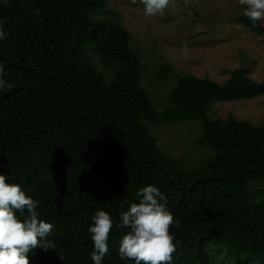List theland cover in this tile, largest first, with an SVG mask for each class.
<instances>
[{"label": "trees", "instance_id": "obj_1", "mask_svg": "<svg viewBox=\"0 0 264 264\" xmlns=\"http://www.w3.org/2000/svg\"><path fill=\"white\" fill-rule=\"evenodd\" d=\"M241 14L235 21L256 35ZM0 22V63L10 87L0 92V172L39 200L40 219L54 225L52 247L29 253V264H93L87 229L96 210L115 218L103 264L121 260L127 229L119 213L155 185L179 227H170L171 264H264V124L212 118L213 101L264 95L250 69L229 72L219 84L171 64L166 105L157 109L141 85V56L107 0H7ZM196 121L194 141L210 155L184 168L164 153L150 127ZM19 215V213H17Z\"/></svg>", "mask_w": 264, "mask_h": 264}, {"label": "rangeland", "instance_id": "obj_2", "mask_svg": "<svg viewBox=\"0 0 264 264\" xmlns=\"http://www.w3.org/2000/svg\"><path fill=\"white\" fill-rule=\"evenodd\" d=\"M131 34V47L141 56V85L155 107L166 105L174 79L159 80L155 73L171 64L177 73H190L224 83L229 72L250 69V77L264 81V34L256 35L235 21L242 12L239 0H171L156 16L145 15L136 0H107ZM264 26V22H261ZM208 115L225 119L233 115L255 125L264 124V95L243 101H213ZM158 147L179 160L184 168L200 166L210 155L194 141L201 128L196 121L160 123L150 127Z\"/></svg>", "mask_w": 264, "mask_h": 264}, {"label": "clouds", "instance_id": "obj_3", "mask_svg": "<svg viewBox=\"0 0 264 264\" xmlns=\"http://www.w3.org/2000/svg\"><path fill=\"white\" fill-rule=\"evenodd\" d=\"M136 0H133L135 3ZM145 15L162 14L171 0H139ZM6 4L7 0H0ZM243 16L253 27L264 22V0H239ZM9 33L0 22V41ZM6 67L0 63V92L10 87L5 80ZM8 177L0 172V264H29V253L37 247L48 250L52 247L48 239L54 225L40 219L37 210L39 200L27 195L21 186L6 182ZM138 202L131 203L119 213L115 227L127 229L119 242L118 255L121 260L133 264H171L176 250L170 227H179L167 207V198L155 185H148L137 192ZM19 213V215H17ZM87 231L91 234L93 264H103L109 252V233L115 218L104 210H96L90 217Z\"/></svg>", "mask_w": 264, "mask_h": 264}]
</instances>
